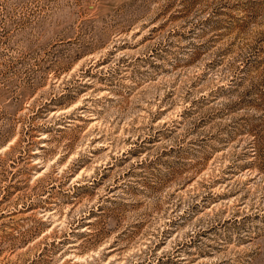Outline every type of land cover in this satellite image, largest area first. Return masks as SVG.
<instances>
[{
	"label": "rangeland",
	"instance_id": "obj_1",
	"mask_svg": "<svg viewBox=\"0 0 264 264\" xmlns=\"http://www.w3.org/2000/svg\"><path fill=\"white\" fill-rule=\"evenodd\" d=\"M0 264H264V0H0Z\"/></svg>",
	"mask_w": 264,
	"mask_h": 264
}]
</instances>
